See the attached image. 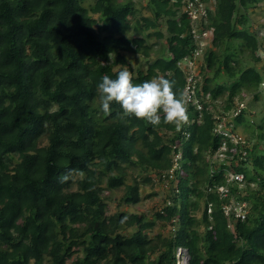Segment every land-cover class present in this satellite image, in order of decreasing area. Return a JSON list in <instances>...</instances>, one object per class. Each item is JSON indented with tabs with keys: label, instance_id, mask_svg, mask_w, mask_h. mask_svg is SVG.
I'll return each mask as SVG.
<instances>
[{
	"label": "trees",
	"instance_id": "16d2710c",
	"mask_svg": "<svg viewBox=\"0 0 264 264\" xmlns=\"http://www.w3.org/2000/svg\"><path fill=\"white\" fill-rule=\"evenodd\" d=\"M86 1L0 0V264H174L176 248L186 251V264H264V109L248 117L246 105L231 117L247 136L229 154L244 175L229 194L248 204L231 227L221 209L229 195L208 191L224 183L223 172L210 175L206 157L220 144L213 113L236 109L246 92L264 102L255 55L264 37L252 31L248 13L261 0H214L207 8L200 26L212 29V48L203 53L197 95L208 97L201 115L187 106L179 130L125 117L115 102L105 115L97 85L129 67L134 53L148 59L145 71L129 67L134 84L162 75L183 91L177 62L196 47L184 0H149L152 17L138 16L132 1ZM129 169L144 173L143 184L154 174L169 186L154 220L106 214L105 190L121 189L125 205L140 201L141 173ZM156 221L168 225L167 236L148 237Z\"/></svg>",
	"mask_w": 264,
	"mask_h": 264
},
{
	"label": "built area",
	"instance_id": "2783aa9c",
	"mask_svg": "<svg viewBox=\"0 0 264 264\" xmlns=\"http://www.w3.org/2000/svg\"><path fill=\"white\" fill-rule=\"evenodd\" d=\"M214 0H184L183 11L192 21V28L190 33L195 43V48L191 56H184L177 62V66L184 74L185 83L183 86V92H186L190 97L188 106L196 108L198 115H201L203 108L202 103L207 100L205 97H198L197 91L199 89V82L201 78V64L203 63V53L205 50L212 48V29L203 28L200 26L201 21L206 22L207 8L212 9ZM256 56L259 57L262 63V71L264 72V44L259 45L256 50ZM264 86V82L262 83ZM244 107V103H239L236 109L226 113H213V127L212 133L220 137V144L214 150L213 154L207 155V160L212 166L209 170L210 175L217 173L222 170L224 177V183L209 187L208 191H213L219 198H227L229 195L228 202L221 205V209L224 216L227 218L229 227H231L230 219L244 220L247 209L244 202L235 200L233 196L229 194V186L237 184L238 187L243 186L244 175L241 172L236 171L232 165V156L230 153H234L238 149V145L244 142V138L238 133L237 129H234L231 122V117L236 115L241 108ZM214 112L213 107H210ZM188 136V134H185ZM179 148L180 145H173V148ZM234 151V152H233ZM181 158V152L177 150L172 158L173 166L170 168L168 173L172 176L173 169L179 167V161ZM237 161V160H236ZM234 161V162H236ZM215 167V169H214ZM220 167V168H217ZM210 211V209H208ZM232 216V217H231Z\"/></svg>",
	"mask_w": 264,
	"mask_h": 264
},
{
	"label": "clouds",
	"instance_id": "9594fccd",
	"mask_svg": "<svg viewBox=\"0 0 264 264\" xmlns=\"http://www.w3.org/2000/svg\"><path fill=\"white\" fill-rule=\"evenodd\" d=\"M175 84L174 80L170 81L162 75L134 84L132 73L128 70H121L115 79L104 75L97 85V91L105 115L110 113V104L115 102L120 105L125 117L134 116L147 121L154 127L161 123L170 124L179 130L188 122L187 106L190 97L183 91L177 94L174 91ZM71 175V170L63 174L60 182H67ZM186 257L188 259V255ZM187 259L183 264L187 263ZM177 263H179L178 260L174 264Z\"/></svg>",
	"mask_w": 264,
	"mask_h": 264
},
{
	"label": "rangeland",
	"instance_id": "374dc122",
	"mask_svg": "<svg viewBox=\"0 0 264 264\" xmlns=\"http://www.w3.org/2000/svg\"><path fill=\"white\" fill-rule=\"evenodd\" d=\"M92 1L93 0H87L84 3V5L87 6ZM127 1L133 2L136 9L138 10V16L145 15L148 17L149 16L152 17L151 10L148 9L147 7L149 0H127ZM248 13H250L249 18H250L251 28L253 29L252 31L257 33L259 37H264V0H261L258 6L250 9ZM161 29L164 30V27H162ZM165 38H166V35L160 40H158V43L154 47L156 51H158V49L162 47V45L165 42ZM154 41H157V40L155 38H152L151 40H147V43L149 42L152 43ZM164 46L165 45H163V47ZM156 55H158L157 52L152 53L151 58L149 59H152V58L154 59ZM241 55L242 56L247 55V51H245ZM127 59H128L129 67L133 69L134 72L137 68H140L142 71L146 70L147 65H148V59L141 56V54L127 53ZM242 63L246 65L247 62L244 59ZM253 66L255 68H259L260 63L256 62ZM129 67L124 66V67H121V69L128 70L130 72ZM117 68L118 67H115V69ZM262 88L264 92V86H262ZM243 97L244 98L242 101L245 103L244 106L247 105L246 107H247L248 117H250L249 114H257L261 112L262 108L264 109V102L261 101L260 99L253 100L249 92L244 93ZM221 108H222L221 104L215 105L216 110L221 109ZM237 130H238V133L243 138L247 136L246 133L242 130L241 126H238ZM139 172L140 171H138V169L128 170V174H131V176L133 177L137 176ZM140 173H141L140 174L141 177H137V181L140 182V195H141L140 201L135 204L125 205L120 202V197L122 195L121 189L115 190V191L105 190L103 192V197H105V201H106V214H112L119 210V211L125 212L127 216H130L131 214H143L145 219L148 221L155 219L153 214L156 210H158L163 205V199L165 195L169 193L170 189L165 181H154L153 180L154 174L151 175L152 177L151 183H146V184L141 183V179L144 176V173L143 172H140ZM73 178L74 176L72 177V179ZM72 187L74 189L75 185H73ZM249 187L251 189L256 188L257 184L251 183ZM244 204H245L246 209H248L247 202H244ZM132 230H133L132 228L126 227L124 228L123 232L126 235H129ZM146 233L148 237L150 238H154L157 233H161L162 236H167L169 234V227L168 225H162L160 221H156L153 229L147 231ZM174 255H175V260L176 261L178 260L179 263L183 264L186 262L187 254L184 249L176 248ZM70 261L71 259L67 261V264H70Z\"/></svg>",
	"mask_w": 264,
	"mask_h": 264
}]
</instances>
